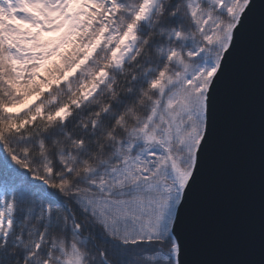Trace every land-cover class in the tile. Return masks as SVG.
<instances>
[{"label":"snow or ice","instance_id":"6c2138e0","mask_svg":"<svg viewBox=\"0 0 264 264\" xmlns=\"http://www.w3.org/2000/svg\"><path fill=\"white\" fill-rule=\"evenodd\" d=\"M0 16V264H249L193 257L218 120L254 66L264 264V0H0Z\"/></svg>","mask_w":264,"mask_h":264},{"label":"water","instance_id":"95a60500","mask_svg":"<svg viewBox=\"0 0 264 264\" xmlns=\"http://www.w3.org/2000/svg\"><path fill=\"white\" fill-rule=\"evenodd\" d=\"M197 218L198 251L193 259L259 264L261 127L255 66L242 77L231 105L218 120L217 146L202 186Z\"/></svg>","mask_w":264,"mask_h":264},{"label":"trees","instance_id":"16d2710c","mask_svg":"<svg viewBox=\"0 0 264 264\" xmlns=\"http://www.w3.org/2000/svg\"><path fill=\"white\" fill-rule=\"evenodd\" d=\"M9 19L7 20L6 17L0 16V22H3L4 24H11V21Z\"/></svg>","mask_w":264,"mask_h":264},{"label":"rangeland","instance_id":"374dc122","mask_svg":"<svg viewBox=\"0 0 264 264\" xmlns=\"http://www.w3.org/2000/svg\"><path fill=\"white\" fill-rule=\"evenodd\" d=\"M7 18V20L9 19V17H6ZM10 21H11V19H9Z\"/></svg>","mask_w":264,"mask_h":264}]
</instances>
